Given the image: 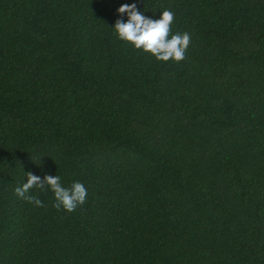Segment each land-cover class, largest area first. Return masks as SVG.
<instances>
[{"label":"trees","instance_id":"trees-1","mask_svg":"<svg viewBox=\"0 0 264 264\" xmlns=\"http://www.w3.org/2000/svg\"><path fill=\"white\" fill-rule=\"evenodd\" d=\"M132 3L183 61L113 34ZM0 264H264V0H0Z\"/></svg>","mask_w":264,"mask_h":264},{"label":"clouds","instance_id":"clouds-1","mask_svg":"<svg viewBox=\"0 0 264 264\" xmlns=\"http://www.w3.org/2000/svg\"><path fill=\"white\" fill-rule=\"evenodd\" d=\"M118 14L127 16L126 22L117 19L114 26V35L123 43L131 45L135 50L150 54L157 61L180 63L186 58V51L190 45L191 37L187 32L176 33L170 36L174 14L165 10L159 19L146 17L137 9L135 3L123 4L117 9ZM170 37V38H169ZM27 182L14 189L15 194L37 207L44 206L42 201L34 195V188H47L54 194L53 207L58 211L64 210L72 213L82 206L87 197V189L81 182H74L70 187L61 184L57 175H45L43 179L31 172L26 173Z\"/></svg>","mask_w":264,"mask_h":264}]
</instances>
